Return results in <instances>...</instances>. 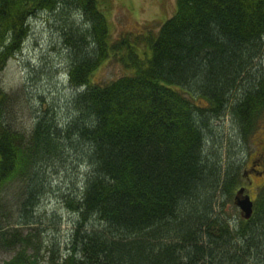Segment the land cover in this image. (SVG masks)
<instances>
[{
    "label": "trees",
    "instance_id": "16d2710c",
    "mask_svg": "<svg viewBox=\"0 0 264 264\" xmlns=\"http://www.w3.org/2000/svg\"><path fill=\"white\" fill-rule=\"evenodd\" d=\"M101 4L0 0V73L32 17L81 19L62 33L72 91L64 119L44 114L26 135L9 122L0 87V209L19 181L26 217L61 167L73 181L62 194L77 221L70 246L47 264H264V190L252 218L235 227L216 212L219 196L231 199L264 170L253 162L241 174L240 162H213L204 151L213 121L228 114L248 138L264 117V0H176L157 32L114 41ZM110 59L126 74L92 83ZM26 251L5 264H42Z\"/></svg>",
    "mask_w": 264,
    "mask_h": 264
},
{
    "label": "rangeland",
    "instance_id": "374dc122",
    "mask_svg": "<svg viewBox=\"0 0 264 264\" xmlns=\"http://www.w3.org/2000/svg\"><path fill=\"white\" fill-rule=\"evenodd\" d=\"M99 1L110 26L112 41L125 34L136 37L147 35L150 31L157 32L176 10V0ZM69 18L68 15L55 17L49 14L32 17L22 47L0 73V87L10 96L9 122L16 124L26 135L30 134L36 118L46 114L47 118L54 116L56 121H61L66 113H70L67 104L72 98V91L66 76L68 57L62 43V33L71 20L75 21L77 28H81V19ZM145 47L143 43L138 46L139 49ZM262 62L264 68V60ZM124 74L126 71L121 65L115 59H110L94 73L91 82L106 84ZM205 141V154L213 162L220 159L227 164L231 157L242 164L241 174L247 172L253 162L258 165L256 168L259 171L264 170V117L258 129L248 138H243L227 114L212 122ZM66 177L67 173L61 167L51 171L48 174L50 185L44 189L45 193L36 200V206L26 217L20 212L23 200L19 198L20 182L10 185L2 193L1 198L8 205L0 209V237L6 236L10 241H16L17 245L4 247L0 241V264L11 261L22 246L27 248V256L37 257L42 264L65 253L77 221V215L67 208L62 194L64 190L72 188L73 181ZM240 187H245V193L252 200L255 199L264 190V171L260 176L249 175L236 188L234 195ZM234 195L231 199L219 196L216 205L219 217L229 221L233 227L242 221L240 210L234 204ZM91 226L96 228L97 225L93 223ZM22 239L23 245L20 242Z\"/></svg>",
    "mask_w": 264,
    "mask_h": 264
},
{
    "label": "water",
    "instance_id": "95a60500",
    "mask_svg": "<svg viewBox=\"0 0 264 264\" xmlns=\"http://www.w3.org/2000/svg\"><path fill=\"white\" fill-rule=\"evenodd\" d=\"M234 204L240 210L241 218L249 220L253 215L254 202L251 197L245 193V188H239L234 195Z\"/></svg>",
    "mask_w": 264,
    "mask_h": 264
},
{
    "label": "bare ground",
    "instance_id": "6f19581e",
    "mask_svg": "<svg viewBox=\"0 0 264 264\" xmlns=\"http://www.w3.org/2000/svg\"><path fill=\"white\" fill-rule=\"evenodd\" d=\"M252 216H253V215H252ZM251 218H252V217H251ZM251 218H250V219H251ZM250 219H249V220H250ZM242 220H243V221H248V220H245V219H243V218H242ZM232 230H234V228H232ZM70 237H71V235H70ZM61 257H62V256H61Z\"/></svg>",
    "mask_w": 264,
    "mask_h": 264
},
{
    "label": "flooded vegetation",
    "instance_id": "af4514ba",
    "mask_svg": "<svg viewBox=\"0 0 264 264\" xmlns=\"http://www.w3.org/2000/svg\"><path fill=\"white\" fill-rule=\"evenodd\" d=\"M263 149H264V147H263ZM247 173H248V172H245V175H247Z\"/></svg>",
    "mask_w": 264,
    "mask_h": 264
}]
</instances>
